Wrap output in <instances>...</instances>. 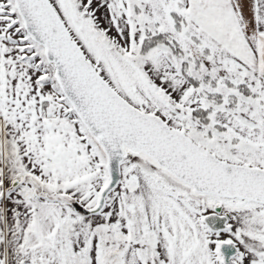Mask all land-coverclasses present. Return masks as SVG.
Returning a JSON list of instances; mask_svg holds the SVG:
<instances>
[{
    "label": "snow or ice",
    "instance_id": "obj_1",
    "mask_svg": "<svg viewBox=\"0 0 264 264\" xmlns=\"http://www.w3.org/2000/svg\"><path fill=\"white\" fill-rule=\"evenodd\" d=\"M0 264H264V0H0Z\"/></svg>",
    "mask_w": 264,
    "mask_h": 264
}]
</instances>
